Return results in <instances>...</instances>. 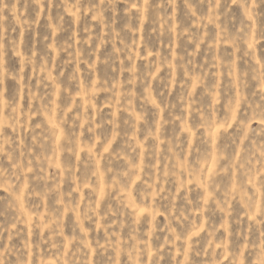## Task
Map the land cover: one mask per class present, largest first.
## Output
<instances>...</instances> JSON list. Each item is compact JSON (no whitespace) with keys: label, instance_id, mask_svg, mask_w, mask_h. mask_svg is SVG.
<instances>
[{"label":"rangeland","instance_id":"1","mask_svg":"<svg viewBox=\"0 0 264 264\" xmlns=\"http://www.w3.org/2000/svg\"><path fill=\"white\" fill-rule=\"evenodd\" d=\"M0 264H264V0H0Z\"/></svg>","mask_w":264,"mask_h":264}]
</instances>
